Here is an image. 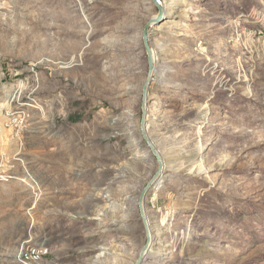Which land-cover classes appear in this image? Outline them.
Masks as SVG:
<instances>
[{
	"label": "rangeland",
	"instance_id": "obj_1",
	"mask_svg": "<svg viewBox=\"0 0 264 264\" xmlns=\"http://www.w3.org/2000/svg\"><path fill=\"white\" fill-rule=\"evenodd\" d=\"M172 1L0 0V264H264V0Z\"/></svg>",
	"mask_w": 264,
	"mask_h": 264
},
{
	"label": "bare ground",
	"instance_id": "obj_2",
	"mask_svg": "<svg viewBox=\"0 0 264 264\" xmlns=\"http://www.w3.org/2000/svg\"><path fill=\"white\" fill-rule=\"evenodd\" d=\"M173 2V4L175 5H178V4H184V3H186L185 2V0H173L172 1ZM174 12V10H173V6L172 7H167V9H166V12H165V15L166 16H169V15H171L172 13ZM162 31H167V28H163V30ZM169 44H170V42H168ZM167 47V46H166ZM166 49V48H165ZM163 51V50H162ZM157 51L155 50V49H152V56H153V59L154 60H156V57H157ZM115 121V120H114ZM144 131H145V134H146V137H147V139H149L150 140V142L152 143V146H153V148L155 149V151L157 152V154L158 155H160L161 153L159 152V150L157 149V147H156V145L153 143V140L151 139V136H150V134L147 132V128H148V125L146 124V125H144ZM142 132V131H141ZM145 144V143H144ZM145 146H147V145H145ZM202 146H204L205 147V144L203 143L202 144ZM151 147V146H150ZM149 150H151L150 148H149ZM151 152V151H150ZM149 152V153H150ZM153 154H154V152H153ZM203 154V152H199L198 154H195V153H192L191 155L189 154V155H186V157L184 156V155H182L181 157H180V159H184V163H189V167H190V170L191 171H193V170H200V171H202V170H204L205 169V165H204V160H203V157L201 156ZM161 158H162V165L161 166H157V172L159 173V176L155 179H153L152 178V180L150 181V186L151 187H156L157 185H159V183H160V179H161V174L164 172V170L166 169V168H168V167H170V165H171V163H172V161H170V160H167V158L166 157H164V156H161ZM173 158V157H172ZM176 158V157H175ZM177 160V159H176ZM159 164V163H158ZM129 166V165H128ZM167 170V169H166ZM127 173V172H129V170L126 168V167H121V168H119V174H124V173ZM118 175V174H117ZM121 177V176H120ZM148 185V184H147ZM145 186V185H144ZM148 186H146V188H147ZM98 190V189H97ZM104 196V193L102 194V193H97L96 194V198H101V197H103ZM105 197V196H104ZM103 197V198H104ZM122 210V209H121ZM119 212V211H118ZM143 213V212H142ZM91 214H92V212H91ZM94 214H96V213H94ZM115 216V215H114ZM147 218H148V216H147ZM111 220H113L114 221V219H111ZM146 221V220H145ZM106 222V221H105ZM117 222V221H116ZM150 222V221H149ZM110 223H111V221H110ZM112 223H114V222H112ZM111 223V224H112ZM107 225V224H106ZM108 226V225H107ZM111 226H113V225H111ZM111 226H108L107 227V230H108V228H109V230H112L113 228L111 227ZM116 226V225H115ZM106 227V226H105ZM115 229V228H114ZM121 230V229H120ZM122 231V230H121ZM123 232H125V230L123 231ZM150 233H151V242H150V246L152 245V239H153V233H154V231L153 230H150ZM148 234V233H147ZM149 246V247H150ZM95 249H98V248H94V250ZM154 249V248H153ZM153 251V250H152ZM147 252V251H146ZM158 252V251H157ZM148 253V252H147ZM100 254L101 253H97V254H95L94 255V257H99L100 256ZM147 255V254H146ZM134 263V262H133Z\"/></svg>",
	"mask_w": 264,
	"mask_h": 264
},
{
	"label": "water",
	"instance_id": "obj_3",
	"mask_svg": "<svg viewBox=\"0 0 264 264\" xmlns=\"http://www.w3.org/2000/svg\"><path fill=\"white\" fill-rule=\"evenodd\" d=\"M154 3L160 8V11L162 10L161 7L159 6L158 2L156 0H153ZM148 26L149 24H147L144 28V32H143V41H144V45H145V49H146V52H147V55H148V63H149V78H148V81H147V84L149 83L150 79H151V75L153 73V69H154V59H153V56H152V49H151V46H150V43H149V38H148V33H147V29H148ZM146 84V86H147ZM145 90H146V87H145ZM153 152L159 156L157 154V152L155 151V149L153 148L152 144H150ZM162 165V163L160 164V166Z\"/></svg>",
	"mask_w": 264,
	"mask_h": 264
},
{
	"label": "built area",
	"instance_id": "obj_4",
	"mask_svg": "<svg viewBox=\"0 0 264 264\" xmlns=\"http://www.w3.org/2000/svg\"><path fill=\"white\" fill-rule=\"evenodd\" d=\"M158 3H160L162 0H156Z\"/></svg>",
	"mask_w": 264,
	"mask_h": 264
}]
</instances>
